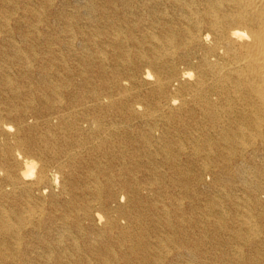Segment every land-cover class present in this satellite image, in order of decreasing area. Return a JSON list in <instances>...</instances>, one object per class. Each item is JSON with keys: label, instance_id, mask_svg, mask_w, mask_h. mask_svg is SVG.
Masks as SVG:
<instances>
[{"label": "bare ground", "instance_id": "6f19581e", "mask_svg": "<svg viewBox=\"0 0 264 264\" xmlns=\"http://www.w3.org/2000/svg\"><path fill=\"white\" fill-rule=\"evenodd\" d=\"M0 264H264V0H0Z\"/></svg>", "mask_w": 264, "mask_h": 264}]
</instances>
